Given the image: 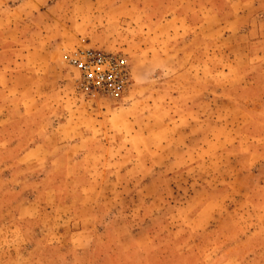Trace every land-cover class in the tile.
Listing matches in <instances>:
<instances>
[{
  "label": "rangeland",
  "instance_id": "1",
  "mask_svg": "<svg viewBox=\"0 0 264 264\" xmlns=\"http://www.w3.org/2000/svg\"><path fill=\"white\" fill-rule=\"evenodd\" d=\"M110 1L0 0V60L17 82L49 66L68 156L52 194L44 165L0 155V264H264V95L239 31H201L221 22L201 0ZM80 48L126 56L122 98L78 92Z\"/></svg>",
  "mask_w": 264,
  "mask_h": 264
},
{
  "label": "crops",
  "instance_id": "2",
  "mask_svg": "<svg viewBox=\"0 0 264 264\" xmlns=\"http://www.w3.org/2000/svg\"><path fill=\"white\" fill-rule=\"evenodd\" d=\"M110 3L113 2L110 1ZM123 3V0L117 4L113 3L108 9L111 7L120 8ZM153 3L154 1L151 2L149 8L154 5ZM60 4L56 3L51 7H54L53 9L55 10V7L60 6ZM199 7L201 8V14L210 11V13H213L221 20L220 23L210 26L207 24L206 18L201 19V31L221 28H225L226 32L239 31V37L244 45L242 53L245 55L247 67L249 66V69L244 72V78L258 79L255 87L251 86L249 89H260L264 95V0H201ZM147 12L144 11V13ZM176 12V9L172 11L173 14H176ZM225 35H227L225 40L230 41L231 34L226 33ZM22 45L23 47L26 45L32 47L36 43L26 40L22 42ZM142 45L143 42L141 43ZM211 45L214 46V44ZM30 53L28 51L23 57L22 64L31 65ZM45 57L48 59L46 55ZM11 59V62H8L9 59L6 60V58L0 60L1 62H6V65H3L4 68L0 69V92L6 89H14V84L21 88L20 84L25 87L30 82L33 83L35 93H31L29 96L23 97V99L9 97V101L4 97H0V129L7 126L9 130L8 138L5 140L6 146L4 148H6V151L4 153L0 152L1 158H4L3 162H5L1 164V169L3 171L4 168L2 166L7 165L6 159L10 155L13 158L17 157L19 159L17 164H24L25 168H29V162L35 164L38 169L44 165V170L52 173L53 177H50L47 181L52 183L48 188L50 191H54L52 194H55L62 189L63 179L59 178L57 174L65 173L62 162H66L68 157L65 151L62 150V133L60 131L63 124L61 120L55 121L56 116L60 115L59 110L61 109L60 103L56 100L59 99V92H56L59 88L56 87V81L53 82L48 75V65L45 70L34 76L29 71H24L26 75H24L23 80L17 82L16 79L22 75V72L20 74L12 72L10 65H7V63H14L13 56H11ZM159 60L169 62L168 58L162 57L158 60H153V64L156 65ZM230 62L232 65L235 61L230 59ZM251 84L254 85L253 83ZM51 86L52 89H50ZM245 104L246 108L250 107L247 102ZM46 126H48V132ZM48 139H53V146L47 144L46 141ZM74 161L70 162L71 166L80 162L78 159H74ZM67 163L68 161L66 165ZM18 167L21 168L20 165ZM54 205H57L55 200Z\"/></svg>",
  "mask_w": 264,
  "mask_h": 264
},
{
  "label": "built area",
  "instance_id": "3",
  "mask_svg": "<svg viewBox=\"0 0 264 264\" xmlns=\"http://www.w3.org/2000/svg\"><path fill=\"white\" fill-rule=\"evenodd\" d=\"M66 60L77 72V89L82 95L119 99L131 85L128 60L121 53L80 48L70 53Z\"/></svg>",
  "mask_w": 264,
  "mask_h": 264
}]
</instances>
